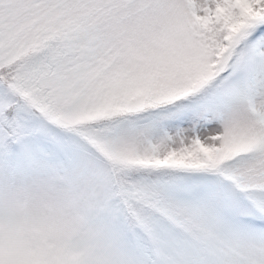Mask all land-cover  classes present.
<instances>
[{
    "label": "snow or ice",
    "instance_id": "1",
    "mask_svg": "<svg viewBox=\"0 0 264 264\" xmlns=\"http://www.w3.org/2000/svg\"><path fill=\"white\" fill-rule=\"evenodd\" d=\"M76 199L110 264H264V0H0V197Z\"/></svg>",
    "mask_w": 264,
    "mask_h": 264
},
{
    "label": "clouds",
    "instance_id": "2",
    "mask_svg": "<svg viewBox=\"0 0 264 264\" xmlns=\"http://www.w3.org/2000/svg\"><path fill=\"white\" fill-rule=\"evenodd\" d=\"M103 230L74 198L0 197V264H110Z\"/></svg>",
    "mask_w": 264,
    "mask_h": 264
}]
</instances>
